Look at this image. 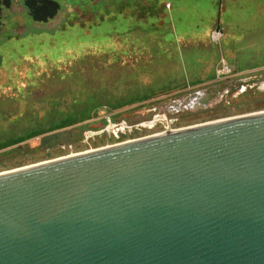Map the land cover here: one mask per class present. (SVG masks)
<instances>
[{
	"label": "water",
	"instance_id": "water-1",
	"mask_svg": "<svg viewBox=\"0 0 264 264\" xmlns=\"http://www.w3.org/2000/svg\"><path fill=\"white\" fill-rule=\"evenodd\" d=\"M22 168L0 264H264V110Z\"/></svg>",
	"mask_w": 264,
	"mask_h": 264
},
{
	"label": "rangeland",
	"instance_id": "rangeland-1",
	"mask_svg": "<svg viewBox=\"0 0 264 264\" xmlns=\"http://www.w3.org/2000/svg\"><path fill=\"white\" fill-rule=\"evenodd\" d=\"M255 2L259 1L159 0V4L150 8L154 17L150 16L141 21L122 15V18L113 17L109 23L105 21L101 25L91 27L89 32L86 28L83 31L75 27L59 29L60 31L45 28L40 35L9 41L0 40V99L17 101L15 104L17 111L3 118L1 127L7 126L16 118L24 117L21 114L25 110L26 102L38 101L40 95L51 92L50 87L54 88L55 84L63 80L68 72L77 70L76 62L84 61L90 64L94 60L101 59L103 60L101 64L107 66L119 60L116 66L124 69L125 65L131 66L134 60H140L138 61L140 71L136 74V80L120 83L119 90L123 94L127 88L130 92L131 87L135 88V86L138 88L149 86V91L153 90L146 101L110 112L104 108H98L95 116L89 121L25 142H22L24 133L37 129L45 131V126L30 127L23 124L20 133L12 132L0 136V173L209 121L264 110V102H262L264 94L255 95L251 92L228 101V105L219 109H210L211 106L208 105L204 111H189L184 114L180 111L170 114L156 109L161 104L176 100L179 95L206 87L214 82L219 70L217 63L220 58L224 62V67L235 79L264 73L262 70L264 66V0L260 8L254 7ZM247 3L246 7H240ZM218 5L220 7L218 21L222 22L223 29L218 27L217 31L220 32L221 38L218 44H213L209 37L217 27V20L215 24L212 21L214 18L217 19ZM197 10L199 12H196ZM183 14L187 17L185 19L187 23H177ZM199 19L200 22L197 21ZM194 21L198 23L196 25L191 23ZM175 25L180 28L178 31L174 28ZM189 26L193 27L188 30ZM131 30L135 31L128 33ZM228 34L235 38L232 41L236 56L234 61H229L226 50L221 48V40ZM189 46L198 47L199 51L211 48L214 53L205 62L197 56L198 54L203 56V54L197 53L193 47L188 49ZM218 48H221V52ZM137 51L140 53L136 54ZM151 54L154 59L150 63ZM193 57H196L200 70L187 72L184 65L193 69ZM214 57L217 59L214 60ZM254 65L261 69L250 73L241 70L243 67ZM88 66L87 64L80 69L83 77L86 76L85 69ZM143 66L145 69H142ZM210 74H213L212 78H208ZM6 106L14 108V104L8 101L4 104V107ZM27 107L30 108L27 114L41 117L45 106L31 103L30 107L29 105ZM101 109L103 114L99 112ZM156 113H163L167 117L162 124H156L150 129L132 130L129 134L120 135L117 138L101 134L88 140L87 144L83 143L85 132L97 133L104 128L105 121L101 118L102 115H109L110 121L124 120L129 125H134L149 121ZM15 140L21 143L3 149Z\"/></svg>",
	"mask_w": 264,
	"mask_h": 264
},
{
	"label": "flooded vegetation",
	"instance_id": "flooded-vegetation-1",
	"mask_svg": "<svg viewBox=\"0 0 264 264\" xmlns=\"http://www.w3.org/2000/svg\"><path fill=\"white\" fill-rule=\"evenodd\" d=\"M155 4H159V0H0V40L9 41L40 35L45 28L60 31L59 29L75 27L81 31L86 28L89 32L91 27L101 25L105 21L109 23L113 17L122 18V15L141 21L150 16L154 17L150 8ZM95 61L101 60H94L90 64L84 61L76 62V66L79 65L81 68H78L83 69ZM257 69L261 68L251 66L244 71L250 73ZM209 88L213 89L199 94L200 91ZM250 92L255 95L264 94V73L239 79L230 75L225 81L212 82L206 87L179 95L176 100L185 98L180 103L178 112L184 114L189 111H204L208 105L211 106L210 109H219L228 105V101ZM193 93L195 96L188 99L187 95ZM202 101L207 103L201 105ZM175 111L171 110L168 113Z\"/></svg>",
	"mask_w": 264,
	"mask_h": 264
},
{
	"label": "trees",
	"instance_id": "trees-1",
	"mask_svg": "<svg viewBox=\"0 0 264 264\" xmlns=\"http://www.w3.org/2000/svg\"><path fill=\"white\" fill-rule=\"evenodd\" d=\"M258 1L259 2L254 3L255 8L262 7V0ZM247 5L248 3L245 6L240 5V7L243 8ZM191 6L194 7L193 5ZM196 12H199V10H197ZM186 18L187 17L183 14L181 16V20L177 21V23L182 22V24H186ZM215 20L216 19L214 18L212 23L214 22L215 24ZM197 21L200 22V19ZM191 23L195 25L197 24L195 21ZM192 27L193 26H189L188 30H190ZM174 28L176 29V31L180 29L177 25H175ZM197 28H199V26H197ZM139 53V51L136 52V54ZM150 58L151 63L154 59L152 54ZM138 61L134 60V63L131 66L125 65L126 67L124 66V69H119L116 66L119 60L115 61L117 63H111L107 66L101 64L103 60H101L100 62L95 61L92 65H89L88 68L86 67L85 77L81 75V67L79 65L75 66L77 67V71L72 70L68 72L63 80L59 81L58 84H55L54 88H49L51 92L40 95L38 101L29 100L26 102L27 106L29 105V107L31 103L38 105L44 104L45 107H43V114L41 117L31 116L27 114L30 112V108L28 109L25 104V110L21 114V116L24 115V117H22L21 119H14V121L9 122L5 127L0 126V136L12 132L20 133L23 124L30 127L34 125H42V127L45 126V131L37 129L36 131L30 133H24L22 135L24 140L22 142H25L34 138H38L45 134H49L89 121L95 116V111L98 108H104L110 112L114 110H120L124 107H128L130 105L148 100L150 94L153 91H149V86L142 88H138V86H135V88L131 87L130 92L127 88L126 91H124V94L121 90H119L118 87L119 84L123 83L124 81L129 82V80H136V74L138 71H140L138 69V66L140 65ZM142 69H145L144 66L142 67ZM212 75L213 74H210L208 78H212ZM191 84H193V82H191ZM6 101L10 102V104H14V108H11L10 106L4 107ZM262 102H264V98ZM16 103V100L10 101L0 99V124L1 121L6 117H9L11 113L15 114L14 112L17 111V107L15 105ZM25 117H27V119H25ZM20 143V141L15 140L14 143L5 146L3 149L17 146Z\"/></svg>",
	"mask_w": 264,
	"mask_h": 264
},
{
	"label": "built area",
	"instance_id": "built-area-1",
	"mask_svg": "<svg viewBox=\"0 0 264 264\" xmlns=\"http://www.w3.org/2000/svg\"><path fill=\"white\" fill-rule=\"evenodd\" d=\"M220 38H221L220 32L215 30V32L211 33L209 40L213 44H218ZM217 66L219 67V70L217 71L218 72L217 74L219 76L216 74V78L214 82H222L228 79L230 76L229 70L224 67V62L221 58L218 60ZM102 111H103L102 109L99 110L100 114H103ZM101 118L104 119L105 121L104 128L97 133L85 132L83 136L84 144H87L86 142L88 140H91V138L95 136H99L101 134H105L107 136L109 135L113 136V132H115L116 136H120L119 131H123L125 134H129L132 130L147 128L148 126L153 127L156 124H162L166 120L165 118L167 117L163 113H156L151 116V119L149 121H145L134 125H129L124 120L110 121L109 115H105V116L102 115Z\"/></svg>",
	"mask_w": 264,
	"mask_h": 264
},
{
	"label": "crops",
	"instance_id": "crops-1",
	"mask_svg": "<svg viewBox=\"0 0 264 264\" xmlns=\"http://www.w3.org/2000/svg\"><path fill=\"white\" fill-rule=\"evenodd\" d=\"M219 22V23H218ZM218 22H216V26H217V23H218V27L220 26L221 27V21H218ZM221 29H223L222 27H221ZM233 39H235L232 35H227V36H225V37H223V40H222V42H221V48H223V49H225L226 50V54H227V56H228V59H229V61L230 60H232V61H234V58L236 57L235 56V49H234V44H232V41H233ZM228 40H230V43H228ZM191 47H193V46H189L188 47V49L189 48H191ZM194 48V47H193ZM221 48H218V50H219V52H221L220 51V49ZM194 49H196V52L198 53V52H201V54H203V56H199V54L197 55L198 56V58H201L202 59V61L203 60H205V62H206V60H207V58H211L212 57V55H213V53H214V51L213 50H211V48L210 49H208V50H205V51H199V48L198 47H195ZM185 50H187V49H185ZM184 52V50L182 49V53ZM196 56V55H195ZM196 57H193V60H192V62H194L193 63V69L192 68H188V66L187 65H184V67L186 68V71L188 72V71H197V70H200V68L197 66V63H196V59H195ZM215 59H217L216 57H214V60ZM236 61V60H235ZM237 62V61H236ZM187 66V67H186ZM190 66V65H189ZM255 66V65H254ZM249 67H251V66H247V67H243L241 70H245V69H247V68H249ZM256 67H258L257 65H256Z\"/></svg>",
	"mask_w": 264,
	"mask_h": 264
},
{
	"label": "bare ground",
	"instance_id": "bare-ground-1",
	"mask_svg": "<svg viewBox=\"0 0 264 264\" xmlns=\"http://www.w3.org/2000/svg\"><path fill=\"white\" fill-rule=\"evenodd\" d=\"M159 135V134H158ZM155 136V135H154ZM103 149V148H102ZM95 151V150H94ZM90 152H93V151H90ZM90 152H85V153H81V154H76V155H71V156H68V157H73V156H78V155H82V154H86V153H90ZM68 157H65V158H68ZM60 159H64V158H60ZM56 160H59V159H56ZM53 161H55V160H53ZM44 163H46V162H44ZM40 164H42V163H40ZM38 165V164H37ZM29 167H31V166H29ZM25 168V167H24ZM21 169H23V168H21ZM13 171H16V170H13ZM11 171H9V172H4V173H0V175H3V174H6V173H10Z\"/></svg>",
	"mask_w": 264,
	"mask_h": 264
}]
</instances>
